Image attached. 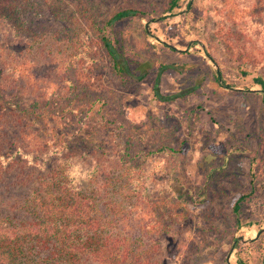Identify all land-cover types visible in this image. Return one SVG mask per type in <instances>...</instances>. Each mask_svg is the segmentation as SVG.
<instances>
[{
  "label": "rangeland",
  "instance_id": "obj_1",
  "mask_svg": "<svg viewBox=\"0 0 264 264\" xmlns=\"http://www.w3.org/2000/svg\"><path fill=\"white\" fill-rule=\"evenodd\" d=\"M30 1L46 8L43 0ZM68 1L93 12L101 27L115 9L144 10V20H126L110 32L136 78L112 69L85 19L67 40L56 36L68 31L65 23L30 17L54 34L30 47L0 35V95L12 102L3 114L0 155L45 159L51 145L66 143L67 157L92 156L99 176L126 174L114 158L121 141L109 123L115 121L137 151L170 146L182 153L154 156L144 172L153 178L154 190L147 191L160 203L137 210L134 234L152 244L154 264H238L239 258L264 264V88L255 82L264 79V0H179L172 11L170 0ZM159 74L161 93L174 100L155 97ZM92 128L99 130L94 143ZM23 170L2 174V191L17 177L33 176V168ZM177 182L186 199L171 221L165 199ZM152 221L162 224L146 228Z\"/></svg>",
  "mask_w": 264,
  "mask_h": 264
},
{
  "label": "trees",
  "instance_id": "obj_2",
  "mask_svg": "<svg viewBox=\"0 0 264 264\" xmlns=\"http://www.w3.org/2000/svg\"><path fill=\"white\" fill-rule=\"evenodd\" d=\"M43 1L46 8L30 0H0V35L17 39L23 46H33L46 35L54 34L30 19L47 14L68 27L67 32H59L56 36L72 40L80 29V20L85 19L112 69L128 79L136 78L128 56L110 38V32L126 20H144L146 13L141 7L126 5L115 9L101 27L94 13L84 11L79 4L77 8L68 0ZM178 4L179 0H170L168 11L179 8ZM145 30L148 33L150 25ZM208 56L213 61L212 56ZM146 76L145 72L137 78L143 80ZM160 76L154 86L155 97L159 101L174 100V96L161 93ZM255 82L264 88V79L257 78ZM9 100L0 95V140L7 133L3 114L6 106L12 104ZM109 123L121 140L114 156L116 165L126 168V174L99 176L95 159L92 156L68 158L72 147L66 143L51 145V157L45 159L33 154L23 155L20 151L22 156L18 159L17 154L0 155V264H154L149 257L152 244H146L134 234L135 227L138 228L134 223L137 210L142 205L151 209L160 203V200L155 201L153 191H147V188L154 190L149 184L153 178H146L144 172L154 156L182 153L170 146L148 153L137 151L128 138L130 136L123 133L122 125L115 121ZM90 132L88 140L94 143L93 136L99 130L92 128ZM23 157L28 161H23ZM50 159L53 160L49 164ZM174 160L178 171L179 160ZM77 162L79 168H76ZM18 168L22 174H25L23 169L33 168L35 177H17L9 183L10 190L2 191V174ZM262 172L264 174V168ZM177 183L178 187L169 186L170 197L165 199L170 208L166 213H170L171 221L180 215L179 206L186 199ZM255 190L254 187L253 192ZM242 199L245 197L235 205L237 213ZM161 224L162 221H152L146 228L152 230ZM238 264L248 263L239 258Z\"/></svg>",
  "mask_w": 264,
  "mask_h": 264
},
{
  "label": "water",
  "instance_id": "obj_3",
  "mask_svg": "<svg viewBox=\"0 0 264 264\" xmlns=\"http://www.w3.org/2000/svg\"><path fill=\"white\" fill-rule=\"evenodd\" d=\"M262 232H264V229L261 231V233ZM260 235V234H259ZM259 235L257 236V237H259ZM242 242H245V243H250V242H252L253 240H248V241H246L245 239H243V238H239ZM234 245H235V243H234Z\"/></svg>",
  "mask_w": 264,
  "mask_h": 264
}]
</instances>
